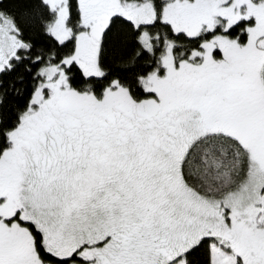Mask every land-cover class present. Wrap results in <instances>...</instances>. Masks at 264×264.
<instances>
[{"label": "snow or ice", "instance_id": "1", "mask_svg": "<svg viewBox=\"0 0 264 264\" xmlns=\"http://www.w3.org/2000/svg\"><path fill=\"white\" fill-rule=\"evenodd\" d=\"M0 264H264V0H0Z\"/></svg>", "mask_w": 264, "mask_h": 264}]
</instances>
